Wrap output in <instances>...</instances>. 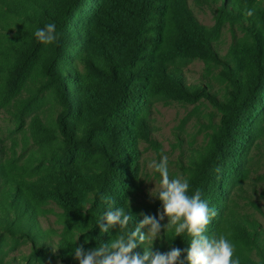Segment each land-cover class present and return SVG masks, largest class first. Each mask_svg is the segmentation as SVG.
I'll use <instances>...</instances> for the list:
<instances>
[{
  "label": "trees",
  "instance_id": "1",
  "mask_svg": "<svg viewBox=\"0 0 264 264\" xmlns=\"http://www.w3.org/2000/svg\"><path fill=\"white\" fill-rule=\"evenodd\" d=\"M194 1L213 6L215 26L201 23L189 0H0V110L32 114L42 102L34 80L55 102L45 125L33 118L44 159L34 170L16 164L0 137V249L29 244L38 261L79 264L74 247L87 252L119 231L101 234L109 209L101 196L131 209L139 225L149 214L140 192L154 106L207 98L221 116L187 157L189 195L199 189L217 211L206 235L226 237L240 264H264V224L249 212L260 210L249 186L254 155L264 151V0ZM49 23L58 40L42 44L35 32ZM223 29L231 37L224 54ZM193 61L204 63L206 86L185 79ZM49 215L58 229L42 225ZM189 241L162 232L153 248L178 247L188 264Z\"/></svg>",
  "mask_w": 264,
  "mask_h": 264
},
{
  "label": "rangeland",
  "instance_id": "2",
  "mask_svg": "<svg viewBox=\"0 0 264 264\" xmlns=\"http://www.w3.org/2000/svg\"><path fill=\"white\" fill-rule=\"evenodd\" d=\"M189 2L201 23L211 27L216 25L213 6L206 3L197 5L194 0H189ZM222 31L220 42L223 49L221 53L224 54L230 45L231 37L227 29ZM183 71L188 82L203 83L206 86L204 83L207 81L206 70L201 61L190 62ZM214 71L217 72L216 69ZM214 88L220 91L226 90L222 83H216ZM30 89L31 93L41 99V104L32 114H23L18 119L7 111L0 110V137L8 149L9 157L16 164L21 168L34 170L44 159L39 143L43 134L40 133L42 136L39 134V137L35 136L37 128L33 118L38 115L43 119L44 124L46 117L53 111V107L55 108V102L41 81L34 80ZM220 116L219 109L207 98L191 103L176 97L156 103L152 114V135L155 139V146H146L143 151L142 189L140 192V203L149 206V216H155L159 220V213L163 210L162 203L150 196L151 190L159 183L160 176L159 173L149 169V162L153 160L159 162L162 156H167L170 177L184 178L183 168L186 167L188 155L191 151L198 150L207 143L214 127L219 124ZM254 157L249 189L255 196L260 210L250 207L249 212L261 224H264V151L256 152ZM167 221V217H165L161 223L166 224ZM42 225L46 228H59L54 215L43 219ZM30 253L31 245L29 244H9L0 249V264H62L58 260L38 261Z\"/></svg>",
  "mask_w": 264,
  "mask_h": 264
},
{
  "label": "clouds",
  "instance_id": "3",
  "mask_svg": "<svg viewBox=\"0 0 264 264\" xmlns=\"http://www.w3.org/2000/svg\"><path fill=\"white\" fill-rule=\"evenodd\" d=\"M254 15V9L245 11L246 17ZM36 39L42 44L57 42L56 25L49 23L35 32ZM149 169L159 173L160 180L151 190L150 196L158 199L163 206L159 220L155 216L143 215L139 225H135L131 209L117 207L110 196H101L104 204L109 205L108 211L100 218L101 234H110V229L118 228L117 234L111 237L110 243L100 242L98 246L85 252L84 247H74L71 255L79 264H182V250L172 247L167 252L154 250V242L161 238V233L172 232L177 237H190L187 251L188 264H240L234 259V246L224 236L206 235L208 225L217 215L214 208L201 198L199 189L189 195L190 184L187 179L170 177L168 157L162 156L159 162L153 160ZM219 171V169H217ZM165 217L168 223L162 224ZM101 221H106V224ZM147 228V233L141 230ZM86 238L84 243H90ZM143 247V253L137 252Z\"/></svg>",
  "mask_w": 264,
  "mask_h": 264
}]
</instances>
